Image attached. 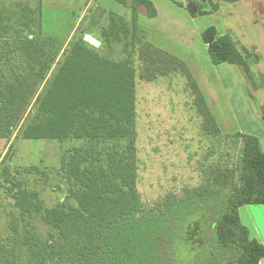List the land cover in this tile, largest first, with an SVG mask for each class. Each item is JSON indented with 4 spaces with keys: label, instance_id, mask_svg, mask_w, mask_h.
<instances>
[{
    "label": "trees",
    "instance_id": "16d2710c",
    "mask_svg": "<svg viewBox=\"0 0 264 264\" xmlns=\"http://www.w3.org/2000/svg\"><path fill=\"white\" fill-rule=\"evenodd\" d=\"M116 1L130 6L132 13L130 27L108 14L115 41L121 42L120 31L129 40L123 48L130 44L137 52L143 63L141 79L153 82L178 74L186 80L210 144L207 156L218 160L199 186L147 205L136 185L137 71L132 62L101 56L83 37L74 39L63 55L54 37L30 33L0 39V140L8 141L2 164L19 137L112 144L98 152L103 157L92 158L94 162L87 159L93 156L92 147L62 158L60 172L69 194L51 208H44L35 192L8 189L13 194L7 199L15 200L11 206L20 219L38 217L53 236L41 241L9 213L8 232H0V264H259L264 246L239 214L243 206L264 205L259 139L240 132L222 134L186 65L147 42L138 26V8L155 17L151 1ZM171 1L190 7L193 18L214 14L220 7L214 0H187L186 6ZM28 27L24 23L23 28ZM201 40L213 65L238 67L254 89L258 87L252 72L260 61L257 53L239 47L229 33L219 35L214 26L201 33ZM260 112L264 121V105ZM0 178L9 183L8 165L0 168Z\"/></svg>",
    "mask_w": 264,
    "mask_h": 264
},
{
    "label": "rangeland",
    "instance_id": "374dc122",
    "mask_svg": "<svg viewBox=\"0 0 264 264\" xmlns=\"http://www.w3.org/2000/svg\"><path fill=\"white\" fill-rule=\"evenodd\" d=\"M156 16L149 18L144 7L138 8V26L154 47L182 61L197 83L208 109L222 131L257 137L264 151V0H241L223 3L211 15L191 17L190 7H178L171 0H149ZM187 5V0H178ZM131 23V7L116 0H0V39H15L34 34L37 38L54 37L65 54L74 39L89 34L101 42L96 51L114 61L129 60L136 68V185L144 203L150 205L167 194H180L195 188L211 173L209 166L218 160L207 156L201 118L197 115L186 80L174 74L148 82L139 77L143 63L120 31L121 42L111 32L109 13ZM115 21L119 24V20ZM28 22L29 27L23 28ZM214 26L219 35L229 33L239 47L254 49L260 57L252 68L253 85L242 69L230 64L213 65L201 33ZM108 40L109 42H105ZM95 49V48H94ZM260 75V76H259ZM32 110V109H31ZM30 110V111H31ZM19 129L17 130V132ZM15 134L13 135V137ZM12 137V138H13ZM8 141L0 140V168L8 165L9 183L0 178V232H8V214L18 219L21 229L33 230L41 241L53 233L38 217L22 220L7 199L17 189L37 193L44 208H51L68 197L69 184L60 172L62 158L77 149H90V162L103 157L98 152L112 144L90 145L84 140H46L17 138L13 150L2 164ZM122 146V145H121ZM94 158V159H92ZM17 185V188H15ZM14 187L13 193L9 188ZM240 219L253 238L264 246V205H247L239 210ZM259 264H264V259Z\"/></svg>",
    "mask_w": 264,
    "mask_h": 264
},
{
    "label": "water",
    "instance_id": "95a60500",
    "mask_svg": "<svg viewBox=\"0 0 264 264\" xmlns=\"http://www.w3.org/2000/svg\"><path fill=\"white\" fill-rule=\"evenodd\" d=\"M83 41L95 49L98 48L101 44L100 41H98L96 38H94L93 36H91L89 34H85L83 36ZM9 202L15 203V200L11 198V199H9Z\"/></svg>",
    "mask_w": 264,
    "mask_h": 264
},
{
    "label": "crops",
    "instance_id": "0c3cea01",
    "mask_svg": "<svg viewBox=\"0 0 264 264\" xmlns=\"http://www.w3.org/2000/svg\"><path fill=\"white\" fill-rule=\"evenodd\" d=\"M203 44H204V43H203ZM204 45H205V44H204ZM205 48H206V45H205ZM252 50H254V49H251L250 51H252ZM253 52H254V51H253ZM262 106H263V105H262ZM213 117H214V116H213ZM215 121H216V119H215ZM216 123H217V125H218V127H219L221 133H222V134H226L225 131H222V130H221V128H220V126H219V124H218L217 121H216ZM259 141H260V140H259Z\"/></svg>",
    "mask_w": 264,
    "mask_h": 264
}]
</instances>
